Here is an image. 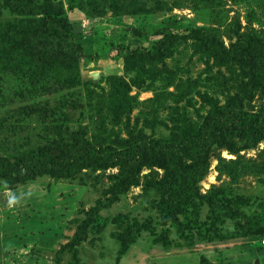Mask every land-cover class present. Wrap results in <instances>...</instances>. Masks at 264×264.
I'll use <instances>...</instances> for the list:
<instances>
[{"label": "rangeland", "instance_id": "1", "mask_svg": "<svg viewBox=\"0 0 264 264\" xmlns=\"http://www.w3.org/2000/svg\"><path fill=\"white\" fill-rule=\"evenodd\" d=\"M58 5L72 36L54 46L79 54L66 66L32 57L43 13L28 11ZM169 23L180 37L161 54ZM238 30L264 42V0H0V158L106 148L135 131L165 142L237 102L252 116L264 91L241 60L209 50L212 37L229 49ZM188 180L175 193L152 163L0 179V264H264V139L214 146Z\"/></svg>", "mask_w": 264, "mask_h": 264}, {"label": "trees", "instance_id": "2", "mask_svg": "<svg viewBox=\"0 0 264 264\" xmlns=\"http://www.w3.org/2000/svg\"><path fill=\"white\" fill-rule=\"evenodd\" d=\"M28 13H43V17L39 18L40 27L34 33L37 42L32 52L33 59L42 64H71L78 53L70 52L69 47L54 46L55 37L60 35V41L68 44L72 36L63 6L58 5L48 12L34 9ZM172 26L171 23L165 26L167 32L157 42V52L161 54L169 53L180 37L170 31ZM235 33L236 41L229 49L212 37L209 50L212 55L225 62L241 60L246 66L250 83L264 91L263 39L253 31L238 30ZM76 48L80 49L78 45ZM79 53L82 54V51ZM261 139H264V106L247 118L242 104L237 102L232 108L211 114L194 132L172 130L165 142L135 131L126 138L116 137L113 145L107 146L108 148L82 146L67 151L62 146H46L24 153L15 161L0 158V179L8 188H13L42 174L53 178L64 177L83 167L97 164L119 165L120 170L134 175L140 168L152 163L163 168V182L176 193L186 189L191 172L207 169L209 152L214 146L236 152L254 146ZM182 157H186L189 163H182ZM163 201L165 207L162 212L166 215L172 209V200Z\"/></svg>", "mask_w": 264, "mask_h": 264}, {"label": "water", "instance_id": "3", "mask_svg": "<svg viewBox=\"0 0 264 264\" xmlns=\"http://www.w3.org/2000/svg\"><path fill=\"white\" fill-rule=\"evenodd\" d=\"M91 76H92V78H95V77H97V73L93 72V73H91Z\"/></svg>", "mask_w": 264, "mask_h": 264}]
</instances>
